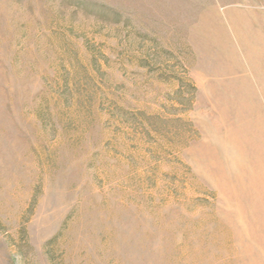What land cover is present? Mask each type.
<instances>
[{
	"label": "rangeland",
	"instance_id": "374dc122",
	"mask_svg": "<svg viewBox=\"0 0 264 264\" xmlns=\"http://www.w3.org/2000/svg\"><path fill=\"white\" fill-rule=\"evenodd\" d=\"M0 264H264V0H0Z\"/></svg>",
	"mask_w": 264,
	"mask_h": 264
}]
</instances>
